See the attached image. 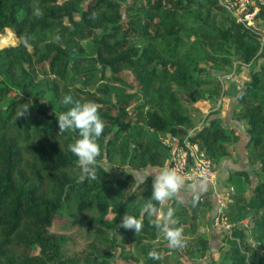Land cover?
Listing matches in <instances>:
<instances>
[{
	"label": "rangeland",
	"instance_id": "1",
	"mask_svg": "<svg viewBox=\"0 0 264 264\" xmlns=\"http://www.w3.org/2000/svg\"><path fill=\"white\" fill-rule=\"evenodd\" d=\"M64 1L57 3L61 5ZM73 1L74 16L79 19L89 0ZM116 1L119 3L116 10L104 11L113 24L123 25L119 26L116 39L121 40L127 30L131 34L128 39L135 49H132L135 58L140 59L139 63H148V69L154 68L160 73L159 77L149 75V79L143 72L123 67L118 73L125 82L121 84L114 82L111 72L99 65L74 70L77 68L72 67L71 60L66 77L60 78L56 66L47 58L48 48L59 46L74 59L93 57V37L98 38L101 30L94 28V36L89 38L69 39L67 23L48 29L28 25L34 16V6L41 12H48L49 4L32 3L22 10L26 19L22 37L10 28L0 32V50L9 48L8 53L12 54L9 58H0V87L8 85L16 92H24L30 99L34 95L38 97L48 107L51 121H57L56 116L73 106L61 103L65 95L70 94L81 103L94 102L105 124L98 139L101 156L97 159H106L105 167L111 179L96 174L94 180L87 179L89 184L84 188L77 182L81 175L77 157L68 149V145L79 138L78 130L60 132L57 126V137L73 160L67 172L80 189L67 191L47 230L57 240L58 259L71 260L69 264H146L147 260L152 261L148 252L159 247L161 264H231L237 259L242 260L241 264H264V206L260 205L259 188L264 180V160L258 156L260 147L251 146L248 125L245 130L238 126L239 122H246L241 116L245 104L239 100L240 92L264 63V13L258 15L254 28L249 29L252 38L240 40L218 32L238 24L233 15L220 8L218 0H194L180 10L173 6L175 0H162L164 6L158 10L148 9L157 0ZM138 18L140 21H136ZM145 20L158 25L161 30L172 26L175 32L154 36V26L145 29ZM28 33L37 40L29 42ZM252 45L256 47L254 50H251ZM176 77H183L185 81L178 84ZM159 78L164 80H155ZM230 95L232 102L228 103L225 113L237 126L224 128L217 120L226 136L214 146L220 145L222 151L215 153L214 146L203 148L217 170V187L221 190L232 187V191L225 194L224 223L215 221L217 203L212 188L207 185L193 193H201L200 204L193 209L194 217L189 214V194L181 192L166 200L164 213L168 208L174 209V218L179 220L175 227L183 229V247H170L162 231L155 240H147L135 239L134 230L119 229L117 214L119 216L124 210L140 215L146 201L141 196L131 197L139 183L148 177L143 168L151 169L150 165L140 166L144 151L138 144L154 138L160 144L159 150L166 154L158 135L145 128L143 123L132 121L128 131L118 129L114 116L120 105L125 104L123 111L127 112V118L134 120L141 111L157 109L154 103L160 101L163 109L174 106L186 112L189 127L196 125L202 129L212 120L204 123L199 113L200 102L210 101L211 114L225 108L220 100ZM260 99L262 97L258 95L254 100L260 102ZM2 107L4 109L6 103ZM39 124L45 128L49 119H42ZM14 130L12 127L9 131ZM240 130L247 139L243 144L235 145ZM224 157L229 163L222 167ZM46 190L50 195V186ZM81 200H90L92 205L78 212L76 205ZM124 201L128 203L123 205L126 207L120 206ZM159 213L155 214L156 220ZM94 226L101 227L103 232L90 230ZM239 232L244 234L249 250L244 249ZM33 252L38 254L39 248ZM0 264H5L2 259Z\"/></svg>",
	"mask_w": 264,
	"mask_h": 264
},
{
	"label": "trees",
	"instance_id": "2",
	"mask_svg": "<svg viewBox=\"0 0 264 264\" xmlns=\"http://www.w3.org/2000/svg\"><path fill=\"white\" fill-rule=\"evenodd\" d=\"M57 1L0 0V32L5 28H10L14 34L22 37L24 23H26L22 10L32 3L49 4V11L41 12L40 16L34 15L28 25L32 28L38 26L40 29H48L67 23L66 35L69 39L89 38V36H94V28L99 27L101 30L98 38L93 37L95 39L93 57L81 59L76 57L74 59L59 46L48 48L47 58L53 66H56L55 71L60 78L66 77L71 60H73L72 67L77 68L74 70L85 67L94 68L99 65L111 72L114 82L121 84H125V82L118 73L123 67H129L136 72H143L147 78L149 75L151 77L160 76V73L156 72L154 68L148 69V63H139L140 59L135 58L132 53V43L128 39L131 34L127 30H124L121 40L116 39L118 29L123 25L113 24V20L108 18L104 12L105 10H116L119 6L116 0H89L79 19L74 16L75 1L66 0L61 5ZM193 1L175 0L173 6L180 10ZM161 2L162 0H157L154 5L148 6V9H160L164 6ZM261 13H264V10ZM136 21H140V19L138 18ZM130 24H133V21ZM143 26L148 30L154 25L145 20ZM174 32L175 29L172 26L166 27L164 30H161L158 25L153 27L154 36L171 35ZM218 32L222 36L240 40L252 38L250 30L241 24ZM26 38H29V42L37 40L36 38L33 39L29 33ZM255 48V45L251 46V50ZM9 50V48L0 50V58H9L12 55L8 53ZM146 61L150 62V59L147 58ZM176 78L178 84L185 81L183 77ZM155 80L163 81L164 79ZM156 92L161 94L159 89ZM258 95L262 99L260 102H255L254 99ZM239 100L245 104L241 116L246 119L247 135L250 136L251 146L253 148L260 147L258 156L264 160V63L259 71L252 74L251 80L243 86ZM5 103L6 107L3 109L2 105ZM154 104L157 109L141 111L134 120L127 118V112L123 111L125 104L120 105L117 115L114 116V122L122 131H128L132 121L143 123V126L155 136L158 135V138L164 134L184 136L188 133L190 119L186 112L174 106L168 107V110L163 109L160 101H156ZM25 105L30 107L27 118L16 119L17 111ZM46 118L49 119V125L44 128L39 123L40 120ZM50 118L48 107L35 95L33 99H30L24 92H16L8 85L0 87V259L5 264H49L48 261H52L54 264H69L68 262H71L67 259H58L57 240L48 234L47 230L52 225L59 207L66 198L67 191L80 189L67 172L73 160L57 137L58 121H51ZM218 122L217 119H212L209 126L197 131L191 140L199 143L201 148L214 146L217 141L226 136L223 127ZM12 127H15V130L10 132ZM138 145L144 151L140 166L160 167L164 163L166 154L159 150L158 145L160 144L154 138L146 140L145 144L139 143ZM214 147H216L215 153L222 151L220 145ZM223 154L221 153V156ZM96 174L106 180L111 179V175L106 173L104 168L98 167ZM88 184L87 179L83 183H79L82 188ZM45 186H50V195L47 194ZM136 188L131 197L141 196L145 200L151 198L152 182L150 177L139 183ZM259 188L261 190L260 205L264 206V180L260 182ZM200 196L201 193H195L191 196L189 214L193 217V209H196L200 204ZM126 203L127 201H124L120 206L126 205ZM152 203L158 209L160 203L156 201H152ZM91 205L90 200H81L77 203L76 209L78 212H82ZM124 213L139 218L136 213L123 210L119 216L118 214L116 216L119 223ZM155 221V215L146 214L143 219V227L140 232L135 233V239L155 240L160 232L155 226ZM90 230L97 233L103 232L98 226L91 227ZM239 236L242 238L244 249L249 250L244 234L239 232ZM36 247L39 248L38 254L33 252ZM151 251L158 253L160 249L154 247ZM151 260V262L147 260L146 264H161L162 262L161 257L158 260ZM241 263L242 260L237 259L231 264Z\"/></svg>",
	"mask_w": 264,
	"mask_h": 264
},
{
	"label": "clouds",
	"instance_id": "3",
	"mask_svg": "<svg viewBox=\"0 0 264 264\" xmlns=\"http://www.w3.org/2000/svg\"><path fill=\"white\" fill-rule=\"evenodd\" d=\"M34 15L40 16L41 11L34 6ZM25 43L27 41L25 40ZM61 103L63 105H73L67 111L56 116L60 132L78 130L79 138L68 145L69 151L77 157L78 165L81 169L77 182L83 183L85 179H95L97 168H105L106 173L109 170L105 167L106 159L98 161L101 156V147L98 139L101 137L105 124L99 115L98 106L94 102L81 103L74 100L72 95H65ZM27 105L22 106L16 113V119L21 117L27 118L29 114ZM146 176H152V194L149 200L143 204L139 218L128 213H124L120 218L119 228L125 230H134L135 233L141 231L143 227V219L147 214L149 216L157 213L156 206L152 201L164 203L170 199L183 185V178L175 169L162 168L158 172H148ZM179 220L174 218V209L168 208L166 213H161L155 221V226L164 233L165 238L172 248L183 247L181 227H175ZM148 256L151 259L158 260L159 254L155 251H149Z\"/></svg>",
	"mask_w": 264,
	"mask_h": 264
},
{
	"label": "built area",
	"instance_id": "4",
	"mask_svg": "<svg viewBox=\"0 0 264 264\" xmlns=\"http://www.w3.org/2000/svg\"><path fill=\"white\" fill-rule=\"evenodd\" d=\"M218 3L224 11L233 15L238 24L247 29L254 28L258 15L264 10V0H218ZM194 130H189L184 136L173 134L159 136L162 146L166 149L163 168L175 169L184 183L200 181L211 187L217 203L215 221L224 223L223 207L227 201L225 194L232 191V187L226 190L217 187V170L214 163L199 143L191 140Z\"/></svg>",
	"mask_w": 264,
	"mask_h": 264
},
{
	"label": "crops",
	"instance_id": "5",
	"mask_svg": "<svg viewBox=\"0 0 264 264\" xmlns=\"http://www.w3.org/2000/svg\"><path fill=\"white\" fill-rule=\"evenodd\" d=\"M222 100H220V103H222V107L224 106L225 108L223 109H220L218 112H215V113H212L211 114L209 113V111H211V108L209 107L210 106V101L209 100H203V102H200V107H199V113L202 115V118L204 120V123L206 122V120H212V119H217V120H220V125L223 126L224 128H232V127H235L237 126L235 123H231L229 120L230 117H226V113L228 111V108H229V104L230 102H232V96H223L221 98ZM204 102H207V103H204ZM210 108V109H209ZM239 127L243 128L245 130V128H247V124L246 122H239ZM201 127H196V125H193L192 127H189V130H192V129H195L193 131V133L195 134L197 131L200 130ZM239 135H240V138L239 140L237 141V143L235 145H237L238 143L239 144H243L245 142V140L247 139V136L245 135L244 131L240 130L239 131ZM223 161V166H225L226 164H228L229 162L225 159V157L222 159ZM230 166V165H229ZM148 167H151V169H148L147 167H144L143 169L145 170L146 174L148 172H158L159 170L162 169L163 166H148ZM151 178V182H152V179L153 177L152 176H148ZM207 184L204 183V182H200V181H197V182H194V183H183V185L181 186L180 190H178V192L176 194H179V193H184V194H189V196H192V194L194 192H196L197 190H199V188H204L206 187ZM167 205V202L165 201L164 203H160L159 204V207L157 209L158 212H160L159 214L161 213H164L165 210H166V205Z\"/></svg>",
	"mask_w": 264,
	"mask_h": 264
}]
</instances>
